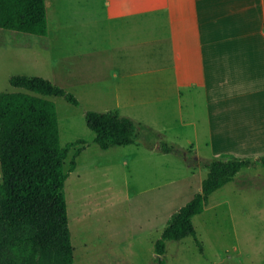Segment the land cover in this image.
Wrapping results in <instances>:
<instances>
[{
  "label": "rangeland",
  "instance_id": "374dc122",
  "mask_svg": "<svg viewBox=\"0 0 264 264\" xmlns=\"http://www.w3.org/2000/svg\"><path fill=\"white\" fill-rule=\"evenodd\" d=\"M101 5V0H47L49 32L30 34L34 48L18 47L12 42L27 34L0 30V91L23 89L10 83L14 74H35L53 80L79 99L75 105L63 96L45 95L56 104L62 145L77 139L86 141L71 148L65 164L69 173L65 184L68 216L75 247L71 264H157L155 241L171 215L202 190L208 170L192 164L197 149L192 127L181 130L172 126L178 119L176 92L169 93L172 107L167 115L162 113L165 101H158L156 112L149 110L156 115L151 114L145 123L134 120L155 129L161 128V122L171 126L162 129L168 136L166 140L185 149V155L151 152L140 143L103 150L94 141L95 133L86 121L89 109H116L122 115L140 111L119 107L115 96L113 63H118L121 56H110L104 50L101 60L96 56L99 53L101 57V51L91 55L86 52L126 40L133 43L165 31V24L138 23L136 28L129 21L109 22L104 13L97 12L96 7ZM89 6L94 11L88 10ZM90 61L104 62L105 68L98 72L94 65L89 71L98 75H87ZM160 133L164 136L165 132ZM198 143L199 151L211 158L212 152L203 140ZM80 148L77 167L72 169L71 159ZM251 159L256 162L214 191L205 209L194 216L202 245L193 235L170 241L163 254L167 264H264V166L259 159ZM31 234L27 224L13 228L0 220V264H20L11 242L25 244Z\"/></svg>",
  "mask_w": 264,
  "mask_h": 264
},
{
  "label": "crops",
  "instance_id": "0c3cea01",
  "mask_svg": "<svg viewBox=\"0 0 264 264\" xmlns=\"http://www.w3.org/2000/svg\"><path fill=\"white\" fill-rule=\"evenodd\" d=\"M101 2L97 12L104 13L109 22L129 21L136 28L138 23L165 24V31L159 35L86 52L91 55L101 51V57L96 55L101 60L104 50L110 56H121L118 63H113L115 96L119 107L140 111L126 115L145 123L151 114L156 115L149 110L156 112L158 101H165L162 113L167 115L172 107L169 93L176 92L178 119L172 126L181 130L192 127L196 156L208 158L199 151L200 139L211 150V158L260 159L264 155V0ZM88 10L94 11L91 6ZM22 33L27 36L11 41L18 47L34 48L30 33ZM89 64L87 75H98L90 72L94 65L98 72L106 65L94 61ZM160 127L157 129L165 132L166 140L162 129L171 126L161 122ZM149 149L163 152L158 147Z\"/></svg>",
  "mask_w": 264,
  "mask_h": 264
},
{
  "label": "trees",
  "instance_id": "16d2710c",
  "mask_svg": "<svg viewBox=\"0 0 264 264\" xmlns=\"http://www.w3.org/2000/svg\"><path fill=\"white\" fill-rule=\"evenodd\" d=\"M0 28L47 35L46 0H0ZM10 83L24 90L0 91V220L13 228L27 224L32 229L29 242H11L20 264H71L75 260V247L68 216L65 184L69 173L65 164L71 148L86 141L77 139L62 145L56 104L45 95L63 96L75 105L79 99L41 75L14 74ZM86 121L95 133L94 141L103 150L140 143L166 153L186 154L185 149L168 143L157 129L136 122L116 109H89ZM81 152L82 148L74 152L72 169L77 167ZM259 161L264 166V155ZM255 162L249 157L194 156L192 164L205 167L208 175L202 182V190L171 215L155 241L157 264H167L163 254L170 241L193 235L202 245L194 216L205 209L214 191Z\"/></svg>",
  "mask_w": 264,
  "mask_h": 264
}]
</instances>
